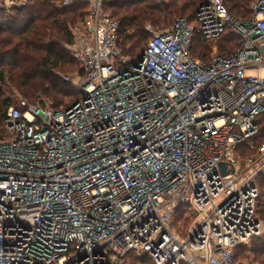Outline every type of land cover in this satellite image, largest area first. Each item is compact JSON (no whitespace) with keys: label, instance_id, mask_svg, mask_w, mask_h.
<instances>
[{"label":"built area","instance_id":"built-area-1","mask_svg":"<svg viewBox=\"0 0 264 264\" xmlns=\"http://www.w3.org/2000/svg\"><path fill=\"white\" fill-rule=\"evenodd\" d=\"M107 2L90 0L71 31L82 99L65 109L21 101L3 119L0 264H125L129 254L244 264L236 249L264 235L255 214L264 145L244 161L237 152L264 111V0H252L249 20L205 0L130 65ZM26 5L0 0V13ZM226 31L239 38L232 55L190 56L196 35ZM185 211L195 219L181 238Z\"/></svg>","mask_w":264,"mask_h":264},{"label":"trees","instance_id":"trees-1","mask_svg":"<svg viewBox=\"0 0 264 264\" xmlns=\"http://www.w3.org/2000/svg\"><path fill=\"white\" fill-rule=\"evenodd\" d=\"M59 1L27 0L26 7L13 11L8 17L0 13V139L4 137L3 119L10 107L24 110L20 107L21 101L27 105H48L44 98L50 100L51 105L48 106L56 109L71 95L67 83L57 78L55 73L66 71L69 56L77 66L71 51L65 46L73 44V35L68 25H79L84 20L88 4L77 3L63 8ZM204 1L169 0L168 4L159 5L153 0H108L104 11L118 24V46L121 56L129 59L130 65L138 61L147 40L152 37V32L147 27L159 33L169 28L176 17L192 21L198 6ZM221 1L235 18H251L252 0ZM219 42L223 43L221 48L218 47L217 54L223 57L232 55L239 46V38L230 31L211 42L203 41L196 35L190 56L208 62L210 52L207 47ZM77 73L81 75L78 68ZM6 84H12L23 98L13 103L8 97H4L3 86ZM82 97L83 92L70 106L79 102ZM255 122L259 127L258 134L238 146L237 152L242 158L253 155L258 147L264 145V111L256 117ZM255 182L259 190L255 214L264 221V176H258ZM187 221L189 220L184 219V222ZM242 248L243 246L238 247L236 252L238 254L241 251V257L248 264H264V237L253 238L245 249ZM126 258V264L150 263L146 256L137 259L135 255L129 254Z\"/></svg>","mask_w":264,"mask_h":264},{"label":"rangeland","instance_id":"rangeland-1","mask_svg":"<svg viewBox=\"0 0 264 264\" xmlns=\"http://www.w3.org/2000/svg\"><path fill=\"white\" fill-rule=\"evenodd\" d=\"M154 3L156 4H159V5H164V4H168L169 3V0H153ZM89 2L90 0H83L82 2H74V4H77V3H87L88 6H89ZM72 5V4H71ZM181 17V16H179ZM178 18V17H176ZM175 18V19H176ZM174 19V20H175ZM78 26L77 24L74 26L71 24L68 25V29L70 28V31H72V29L74 27ZM148 31L152 34L151 36H153L154 34H156L158 31L156 30H153L152 28L150 27H147ZM223 42H219L217 44L213 43L211 44L209 47H207V51L210 52V56L212 55L213 51H215L216 53L218 52V47L221 48V44ZM72 44H69V45H65L66 48L70 51V47H71ZM209 55V53H208ZM210 58V57H209ZM69 61V62H68ZM68 61L66 63L67 67H66V71L62 70L60 72H56L55 75L57 78H60L63 82L67 83L68 85V89L70 90V97H67L63 100V105H61L60 107H57L56 109H65L66 107H69L70 104H72L74 101L78 100L81 96V92H82V84H81V80L78 78L79 75L77 73V66L74 64V62L71 60V57L69 56L68 58ZM3 92H4V97H8L9 99H11V101L14 103V101H16L17 99L19 98H23L21 95H20V92L12 85V84H6L5 86H3ZM44 102L47 103L48 105H51L50 104V100H47V99H44ZM240 156V160L241 161H244L246 157H241L240 153L238 154ZM248 157V156H247ZM264 176V175H262ZM260 197H261V192H260ZM188 211H185L184 212V215L181 216V219L182 220L179 225L175 228V233L177 235H179L181 238H184L188 232V230L192 227V224L194 223V219H195V216L192 215V213H188ZM187 214V215H186ZM184 219H188L189 221L187 222H184ZM260 220V219H259ZM263 223L264 221L261 220ZM264 237V235H263ZM248 245V244H247ZM247 245H244L242 249H245V247ZM241 249V250H242ZM241 252V251H240ZM240 252L237 254L236 252V260L238 262H243L244 264H248L247 261H245L241 255H240ZM239 255V257H238ZM144 257H138L137 259H142ZM128 262V259L126 258L124 263L126 264ZM134 264H138V263H134ZM144 264H151V263H144Z\"/></svg>","mask_w":264,"mask_h":264},{"label":"water","instance_id":"water-1","mask_svg":"<svg viewBox=\"0 0 264 264\" xmlns=\"http://www.w3.org/2000/svg\"><path fill=\"white\" fill-rule=\"evenodd\" d=\"M220 168H221L222 174L226 175L225 166L224 165H220Z\"/></svg>","mask_w":264,"mask_h":264}]
</instances>
